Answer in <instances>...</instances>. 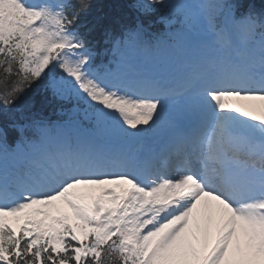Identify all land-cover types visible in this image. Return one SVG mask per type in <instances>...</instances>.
Wrapping results in <instances>:
<instances>
[{"label": "snow or ice", "instance_id": "1", "mask_svg": "<svg viewBox=\"0 0 264 264\" xmlns=\"http://www.w3.org/2000/svg\"><path fill=\"white\" fill-rule=\"evenodd\" d=\"M193 3L215 45L164 77L93 67L90 0H0V114L41 87L72 105L0 128V264H264V23L144 8L182 33Z\"/></svg>", "mask_w": 264, "mask_h": 264}, {"label": "trees", "instance_id": "2", "mask_svg": "<svg viewBox=\"0 0 264 264\" xmlns=\"http://www.w3.org/2000/svg\"><path fill=\"white\" fill-rule=\"evenodd\" d=\"M89 8L96 17L102 18L108 10L113 8V5L110 0H92Z\"/></svg>", "mask_w": 264, "mask_h": 264}]
</instances>
